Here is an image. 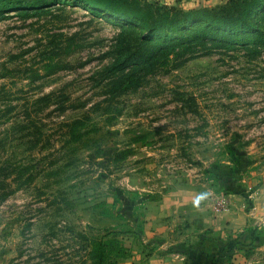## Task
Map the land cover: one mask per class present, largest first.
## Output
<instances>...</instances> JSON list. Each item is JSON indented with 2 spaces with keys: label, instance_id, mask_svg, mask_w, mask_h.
Instances as JSON below:
<instances>
[{
  "label": "rangeland",
  "instance_id": "obj_1",
  "mask_svg": "<svg viewBox=\"0 0 264 264\" xmlns=\"http://www.w3.org/2000/svg\"><path fill=\"white\" fill-rule=\"evenodd\" d=\"M60 3L0 9V264H82L113 233L119 264H264V0L156 33Z\"/></svg>",
  "mask_w": 264,
  "mask_h": 264
},
{
  "label": "trees",
  "instance_id": "obj_2",
  "mask_svg": "<svg viewBox=\"0 0 264 264\" xmlns=\"http://www.w3.org/2000/svg\"><path fill=\"white\" fill-rule=\"evenodd\" d=\"M72 1L73 3L105 9L126 18L138 20L147 31L152 33L164 31L171 25L184 26L197 18V13H200V17L208 19L206 29L228 26L233 22L246 19L251 6L262 5V0H226L224 3L202 8L200 11L185 12L177 7L155 6V4L148 2L142 4L138 0ZM60 2L62 0H0V9L19 8L35 12ZM42 11L47 12L48 10L43 9ZM190 39H203V36L197 32L192 34ZM119 64H116L115 68ZM122 83L124 86L119 84L118 87L124 88V90L138 86L129 77H125ZM85 237L88 242V245H86L88 257L82 264H119L121 259L128 258V249L114 233L103 237Z\"/></svg>",
  "mask_w": 264,
  "mask_h": 264
},
{
  "label": "crops",
  "instance_id": "obj_3",
  "mask_svg": "<svg viewBox=\"0 0 264 264\" xmlns=\"http://www.w3.org/2000/svg\"><path fill=\"white\" fill-rule=\"evenodd\" d=\"M167 1H170V2H177L179 0H167ZM185 1V0H184ZM193 2V4L197 5V4H206L208 3L207 1L209 0H190ZM212 1V0H211Z\"/></svg>",
  "mask_w": 264,
  "mask_h": 264
}]
</instances>
